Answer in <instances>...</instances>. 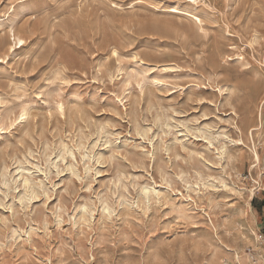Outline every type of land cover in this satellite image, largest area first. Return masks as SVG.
I'll list each match as a JSON object with an SVG mask.
<instances>
[{
    "label": "rangeland",
    "instance_id": "374dc122",
    "mask_svg": "<svg viewBox=\"0 0 264 264\" xmlns=\"http://www.w3.org/2000/svg\"><path fill=\"white\" fill-rule=\"evenodd\" d=\"M0 264H264V0H0Z\"/></svg>",
    "mask_w": 264,
    "mask_h": 264
},
{
    "label": "bare ground",
    "instance_id": "6f19581e",
    "mask_svg": "<svg viewBox=\"0 0 264 264\" xmlns=\"http://www.w3.org/2000/svg\"><path fill=\"white\" fill-rule=\"evenodd\" d=\"M14 40H15V38H14ZM18 43H20V42H18Z\"/></svg>",
    "mask_w": 264,
    "mask_h": 264
}]
</instances>
